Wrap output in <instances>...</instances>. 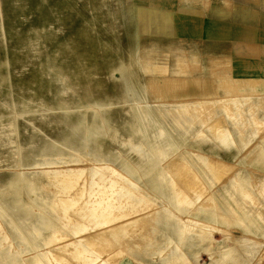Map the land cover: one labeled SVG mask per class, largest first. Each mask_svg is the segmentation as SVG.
<instances>
[{
  "label": "rangeland",
  "instance_id": "rangeland-1",
  "mask_svg": "<svg viewBox=\"0 0 264 264\" xmlns=\"http://www.w3.org/2000/svg\"><path fill=\"white\" fill-rule=\"evenodd\" d=\"M128 1L0 0V201L10 210L20 203L32 216L21 222L22 235L14 233L0 216V264H33L35 257L43 264H57L55 258L62 254L57 247L62 243L60 237L76 239L73 230L78 226L92 227L90 241L102 239L105 245H98L102 257L111 254L118 264H264V175L259 171L264 162L259 157L254 161L224 159L230 167L214 157L231 156L234 148L243 152L264 133L256 117L260 102L247 116L244 108L251 100L239 108L231 106L229 113L223 101H216V106L211 101L207 110L174 113L169 101L202 99L208 91L229 96L231 89L219 80L195 79L194 73L187 76L176 65L172 74L171 62L147 50L143 58L137 35L132 39ZM5 101L11 105L5 106ZM22 104L27 106L24 113ZM151 119L168 140L178 142L177 150L166 151L168 157L149 148L148 131L127 129L128 123V128L131 123L143 127L152 124ZM111 125L117 134L108 130ZM223 127L233 129L234 134H219ZM70 130L76 136L67 142ZM47 139L56 141L64 155L71 154L76 160L40 163L47 157L39 153L40 144ZM190 142L201 144L203 154L216 164L228 165L230 173L198 162L190 152ZM260 149L256 147L258 155ZM106 163L117 173L111 168L92 169L93 164ZM122 164L133 170L123 169ZM67 166L84 169L72 187L60 185L62 173L43 171ZM22 174L30 181L22 180L18 191L9 188L10 176ZM111 176L121 182L124 176L131 180L125 186L115 180V188H120L115 202L119 209L123 201L125 208L138 212L113 229H97L102 218L79 217L74 211L91 206ZM102 178L100 185L93 182ZM234 179L240 181L234 183ZM84 181L86 188L79 201L70 207L60 201L82 195L79 185ZM30 182L35 192L28 199ZM65 209L69 218L64 217ZM46 221L60 232L42 233ZM199 222L210 230L202 233ZM46 235L51 239L44 244ZM74 252L69 250L71 264L76 263ZM227 253L231 258L224 262Z\"/></svg>",
  "mask_w": 264,
  "mask_h": 264
},
{
  "label": "crops",
  "instance_id": "crops-1",
  "mask_svg": "<svg viewBox=\"0 0 264 264\" xmlns=\"http://www.w3.org/2000/svg\"><path fill=\"white\" fill-rule=\"evenodd\" d=\"M128 4L132 14V39L134 42L136 34L142 57L147 50L171 62L172 74L176 72L173 66L176 65L187 76L194 73L192 78L220 81L231 89L232 96H214L216 91H208L202 99L214 101L215 106L216 101L246 97L251 100L244 108L247 116L259 101L256 117L264 129V0H129ZM228 111H231L230 104ZM228 129L233 135L234 130ZM254 139L243 152L238 153L234 148L231 156L214 157L230 167L233 165L224 159L254 161L259 157L263 163L264 133ZM190 144L191 154H203L201 144ZM258 146L261 147L259 155ZM259 171L264 175L263 168Z\"/></svg>",
  "mask_w": 264,
  "mask_h": 264
},
{
  "label": "bare ground",
  "instance_id": "bare-ground-1",
  "mask_svg": "<svg viewBox=\"0 0 264 264\" xmlns=\"http://www.w3.org/2000/svg\"><path fill=\"white\" fill-rule=\"evenodd\" d=\"M165 69H166V67H165ZM165 71L167 72V69ZM245 98L246 97H244V98L243 97H237V98H232L231 100H223L224 108L229 113V111H228L229 104L231 106H233V107H236V108L242 107L247 102L250 101L249 98L248 99H245ZM210 103H211V100H209V99H195V100L194 99L193 100L190 99V100H185V101H182V100L180 101L179 100V101H176V102H172L171 104L173 106L174 113H177V115L180 116V115H182V113H187L189 110H195V111L207 110L208 109L207 106H209ZM4 105L5 106H9L11 104L9 102L5 101ZM58 105L62 106V102H59ZM21 106H23V104ZM224 108H222V109H224ZM21 111H22V113L26 112L27 111V106L24 105L21 108ZM147 115H149V114L147 113ZM151 120H153L152 124L150 123L149 125H143V127L139 126L138 124L131 123V125L128 128V125H129V123H128V124H126L127 125V129H129L131 132H136V133H142L144 131H146V132L148 131L151 134L150 135L149 148L152 151H154L157 155H159V156L161 155L162 158L168 157L169 154L167 155L166 151H168V150H172V151L177 150L178 147H179L178 146V142H173L174 140L173 141L172 140H168V138H166L164 136V131L160 128V125L158 123H156L154 119H151ZM60 121H61L62 124H66L67 120L64 119V118H61ZM47 123H50V122L48 121ZM33 127H34V129L37 130V126L36 125L33 126ZM108 130L114 131L116 134L118 133L117 130L115 129L114 125L109 126ZM223 133L228 134V136H231V133L229 132V129L227 127H223V130L219 131V134L222 135ZM116 134L114 135L115 137H117ZM75 136H76L75 132L70 130L68 132V135L66 136L67 142L70 141V139L74 138ZM127 143H129V142L127 141ZM129 145L132 147L133 144L129 143ZM140 150H142V148H140ZM39 153L41 155H47L46 158H42V159L39 160V162L42 163V164H53V163H56V162H59V163L67 162V163H69L71 161L73 162V161L76 160L71 154L68 155V156L64 155L62 153L61 147L58 146L57 142L54 141L53 139H47V140L43 141L40 144ZM195 157H197L198 162L200 161V163L203 162V163L207 164L209 166V168L212 169V170L213 169L214 170H216V169L223 170V173H225V174H227L229 172V170H231L230 167L228 165H226V164H218V163L216 164L206 154H195ZM114 158L116 159V158H118V156L115 155ZM196 166H198V165H196ZM112 167H113L112 165H109L107 163L106 164H93L92 165V169L94 171H98L101 168H107V169L111 168V170L113 172L117 173L116 169L114 167L113 168ZM122 167L125 170H127V169L133 170V168L130 165L122 164ZM43 171H46L45 173H48V174H52V173L53 174H61L62 173L61 177H59L60 178L59 181L61 183L60 185H63V186L70 185L72 187V186H75L78 183V180L80 179V174H82L84 169L83 168L74 169L72 167H68L67 166V168H58V169H55L53 171H51L50 169H43ZM182 172H183V170H182ZM128 174H133V172H128ZM240 174H241V172H240ZM181 176H182V174H181ZM190 177H191V175H190ZM121 178H122V176H121ZM98 179H93V182L97 183L98 185H100L99 183H101V182H103L105 180L104 178H102V179H100L98 181ZM22 180L23 181H26V180L30 181V178L26 177L23 174L21 176H19V175L10 176V178L8 179L7 184L9 186V188H11L12 190L18 191V189H19L18 186H19V184H20V182ZM115 180L120 181L119 183L122 184L120 186H125L126 182L131 181L129 178H127L125 176L122 178V182L118 178H115V177H112V176L110 178L107 177V181L104 183V185H106V189H104L103 193H99L98 195L94 196V198L92 200H94V199L95 200L92 202L91 206L89 205V206H85L84 208L83 207L77 208L74 211L75 215H79V217L86 216L88 218H92L93 220H96L98 217L102 218V221L100 222V224L97 225V227H98L97 229H102V228H105V227L106 228L109 227V229H110L111 227H115L118 223L126 221V220H130V219H132L134 217V215H137L136 212H138V211L136 209L134 210L133 208H131V209L125 208L124 205H123V201L120 202V204L123 207L121 209L118 208V207H120V205L117 204L115 201H116V198H117L116 197V193L118 192V190H120V188H115L117 186ZM191 181L192 180H190V182ZM239 181L240 180L234 179L233 182L234 183H238ZM263 182H264V178L262 180V183ZM86 183H87V181L80 182L79 186H80V188L82 187L80 189V193L82 192V195L77 194V196L75 195V197H72V196H67L66 197L65 196V197L61 198L60 201L66 203L68 206L71 204V202L74 203V201H76V202L79 201L80 200L79 198L83 197V190H85V188H86ZM194 184H195V182H194ZM173 185H174V183H173ZM263 185H264V183L262 184V186ZM195 186L196 185H194V187ZM0 187H1V185H0ZM109 188H110V190H109ZM126 188H129V186L128 187L126 186ZM31 191L35 192V188L32 187V183L30 182V187H28L27 190H26V194L28 196V199H31V197H29V193ZM100 192H102V190ZM79 195H80V197H79ZM121 195H123V194H121ZM136 195H138V193ZM143 198H146V197H143ZM197 198H198V196H197ZM18 202H20V201H18ZM68 212H69L68 209L64 210L63 214H64L65 218H69ZM245 213L248 214L250 212H245ZM235 214H237V213L234 212L233 215L235 216ZM258 215L260 216L261 212H259ZM0 216H3L8 221V224L11 226L12 231L14 233H16V234H19V235H22V232L24 230L21 222H23L24 220L30 219L32 217L29 209L24 208L23 206H20V203H19V206L14 208V210H10L6 206H4L1 203V201H0ZM190 219L191 218H189V221H190ZM77 221L81 222L79 218H78ZM77 221L74 222V223L77 224L78 223ZM237 222H239V221H237ZM197 224H199V226H197V228H199L202 231V233H207V231L210 230L207 227L208 225H206L205 223L199 222ZM52 225H53V222H50V221L44 222V224L40 228L42 233L43 232L46 233V232H49V231L51 232L52 230L60 232V230L54 228V227H56L55 225L54 226H52ZM192 226H193V224H192ZM34 227H36V226H34ZM90 228H92V227H89V226H84V227H82V226L79 227L78 226V228L76 227L73 230V232L77 236H76V239H74L75 237L74 238H70V239H73L72 241H66L65 237H63V236L60 237L61 241L60 240L59 241L62 242V243H60L57 247L60 249L62 254L59 257L55 256L56 257L55 259L58 261L57 264H71V263H73V261L68 256L69 250H71V248L75 250V252H74V254H75L74 260L75 261L74 262H76V263L78 262L77 264H79V263L80 264H118V261H116L117 258L115 259V261L112 260L113 257L111 256V254H108L107 257H102V255H104V254H102L103 252L101 253V249L99 247L100 246L99 243L101 244V242H102L101 240L102 239L101 240L99 239V241H100L99 243H97L98 241L96 242V240H95V242L90 241V239L92 237L91 236L92 234H89ZM111 229H113V228H111ZM98 237H100V236L98 235ZM44 238L48 239V241L45 240L46 242H44V244L49 243L51 237L49 238V236L46 235V236H44ZM103 238H104V236H103ZM67 239H69V238L67 237ZM59 241H58V243H59ZM103 244L104 243H102L101 245H103ZM106 245H108V244L106 243ZM109 245H111V243H109ZM91 247H94V250ZM99 249H100V251H99ZM118 253H121V252H118ZM118 256H120V254ZM230 256H231L230 253L225 254L224 257H223L224 262L228 261V259L231 258ZM48 258L52 259V257H48ZM118 258H120V257H118ZM32 261H33V264H43L42 260L39 257L33 258Z\"/></svg>",
  "mask_w": 264,
  "mask_h": 264
}]
</instances>
